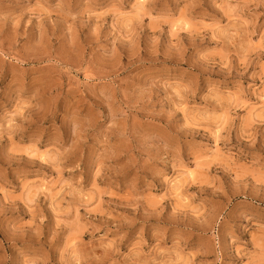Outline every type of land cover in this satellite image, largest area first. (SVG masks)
Here are the masks:
<instances>
[{"label": "rangeland", "instance_id": "obj_1", "mask_svg": "<svg viewBox=\"0 0 264 264\" xmlns=\"http://www.w3.org/2000/svg\"><path fill=\"white\" fill-rule=\"evenodd\" d=\"M0 264H264V0H0Z\"/></svg>", "mask_w": 264, "mask_h": 264}]
</instances>
